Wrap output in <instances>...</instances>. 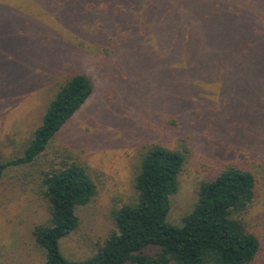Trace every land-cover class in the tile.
<instances>
[{"label": "rangeland", "instance_id": "obj_1", "mask_svg": "<svg viewBox=\"0 0 264 264\" xmlns=\"http://www.w3.org/2000/svg\"><path fill=\"white\" fill-rule=\"evenodd\" d=\"M74 1L72 4L67 0H0V23L12 20L4 25L8 32L0 34V41L5 43L4 53L1 51L4 65L0 64V91L5 92L0 95V161L21 155L33 130L40 124L48 101L68 73L82 72L88 76L93 85L91 96L53 140L56 147H66L86 162L98 187L93 200L77 207V227L60 239L62 254L67 259L81 261L92 257L97 243H102L115 229L111 210L136 201L132 182L143 145L161 143L169 148H179L186 155L178 190L170 196L166 217L172 225L182 224V217L190 212L196 200V186L204 176L203 169L220 164L213 156L207 160L209 151L224 136L226 127H236L232 118L228 121L229 115L234 114L236 100L225 94L224 86H231V95L236 98L243 95L237 100L240 105L235 104L239 107L237 111L242 112L244 107L246 124L259 121L258 133L251 135L264 151V118H261L264 117V102L251 96V91L254 94L257 90H263L264 94V69H201L204 67L203 57L201 61L198 58L196 69L188 68L185 57L171 63L168 49L158 51V37L166 39L171 34L185 41L181 46L187 47H182L183 53L176 57L186 56L185 51L190 48L187 30L193 23L184 15V6L180 7L181 11L177 10L175 2L171 4V10L173 5L175 12L168 14L163 21V35L155 19L151 24L142 19L140 7L138 17L132 22L137 37L131 33L105 41L92 40L88 36L89 39L85 37L84 40L81 34L63 27L65 22L75 23L71 9L75 7L78 13L76 8L85 2ZM254 1L259 3L255 5L257 10L264 12V0ZM93 3V9H96L95 5L107 6L102 0H93ZM82 8L88 15V5ZM251 9L254 5L250 2L242 8L248 13ZM260 19L250 18L248 21L255 39L262 41L264 16L261 15ZM246 22L247 19L244 25ZM21 23L31 29L38 25L37 35H41L42 28L53 25L54 34L38 38V41L41 39L39 47L46 55H39L37 47L38 57L44 56L38 63L33 55L34 49L29 45L35 42V34L27 33L26 44L16 45L17 51L14 49L13 44L17 41L9 27ZM96 23L82 24L83 29L95 31ZM18 29L15 27L12 32ZM196 33L201 40V26L196 28ZM79 41L82 44L78 45V50L74 44ZM199 47L196 53L202 55L205 51L201 48V41ZM112 50L120 56L114 66L112 57L115 52L111 53ZM207 53L215 54V47L212 50L209 45ZM68 63H77L80 69L61 71V67ZM8 69H14L13 73ZM22 69L28 72L18 80ZM12 77H16V81H12ZM11 83L15 85L10 87ZM18 85L26 87L21 99L12 103L15 98L11 90H18ZM189 100L198 105V112L179 109L181 112L172 113L166 107L168 104L175 110L174 104L180 102L186 107ZM172 119L176 121L171 123ZM252 168L257 177L259 196L245 217L250 226L264 235V162L258 161ZM14 173L8 169L0 180V264H40L44 251L35 244L31 231L35 224L47 219V204L37 194L33 184L35 179L23 184L15 177L13 180Z\"/></svg>", "mask_w": 264, "mask_h": 264}, {"label": "trees", "instance_id": "obj_2", "mask_svg": "<svg viewBox=\"0 0 264 264\" xmlns=\"http://www.w3.org/2000/svg\"><path fill=\"white\" fill-rule=\"evenodd\" d=\"M67 1L75 3L72 0ZM102 1H106L107 6L95 5L96 9H93V0H85L76 8L78 13L73 7L71 10L76 21L71 24L65 22L63 27L72 33L81 34L84 40L90 37L92 40L99 38L105 41L120 34L126 37L131 33L137 37L132 22L138 17L137 10L142 7V19L147 20L149 24L155 19L156 26L163 35V21L168 14L175 12L173 5L171 10V4L175 2L177 10L181 11L180 7L184 6V15L193 23L187 30V43L190 48L185 51L186 56L176 57L183 53L182 47H187L181 46L185 41L171 34L170 38L166 39L162 37L160 40L158 37V51L168 49L171 63L185 57L188 68L196 69L198 58L201 61L203 57L204 67L201 66V69H264V35L261 37L262 41L256 40L248 21L250 18L261 20L260 16H264V12L255 7L259 3L254 0ZM249 2L254 5L250 13L242 10ZM84 5L86 8L88 5V15L83 13ZM245 19L247 22L244 25ZM93 21L97 22L95 31L83 29L82 24L91 25ZM2 23L0 34H4L8 29L4 25L12 23V20ZM34 26L38 28V25ZM198 26L202 28L201 40L196 33ZM15 27L19 29L12 32ZM9 28L17 41L13 44L16 51V45L26 44L25 35L33 33L35 42L29 45L34 49L33 55L37 63L40 58L46 56L39 45L45 35L55 33L53 25L42 28L41 35H37L36 28L31 29L25 23L19 26L12 24ZM259 32L261 34L263 30ZM39 36H42L40 41ZM200 41L201 48L205 51L202 55L196 53ZM81 44L82 41H79L74 47L79 50L78 45ZM209 45L212 50L215 47L216 55L207 53ZM4 47L5 43L0 41L2 65L4 62L2 63L1 51L4 53ZM37 47L39 55H44L43 57H38ZM216 49L219 50V55ZM258 49L263 53H258ZM113 52L114 66L120 56L115 50L111 51ZM61 68V71L80 69L77 63H68ZM8 71L13 73L14 69ZM25 72L28 71L22 69L18 73V80L22 79ZM12 81H16V77H12ZM14 85L15 83H11L10 87ZM25 87L18 85V90L12 88L15 98L12 103L21 99ZM232 89L231 86H224L225 94L233 97L235 104L240 105L237 100L243 95L234 97V94L231 95ZM262 91L257 90L254 94L251 91V96L264 102ZM92 92L93 85L87 75L82 72L68 73L55 95L48 101L41 122L33 130L21 155L0 161V180L8 169L15 171L12 174L13 180L15 177L16 181L20 180L23 184L35 179L33 184L36 185L37 194L47 204V219L35 224L31 231L35 244L44 251L40 264H264V235L250 226L245 217L259 196L253 164L264 162V151H261L259 141L251 135L258 133L259 121L252 120L246 124L243 119L244 107L242 112L237 111L239 107L235 104L234 114L229 115L228 121L232 118L236 127H226L224 136L219 138L218 144L207 156V160L213 156L220 164L203 169L204 176L196 186V200L190 212L182 217L180 226L168 223L166 217L170 209V196L178 190L179 175L184 167L186 155L179 148L149 143L143 145L134 167L132 184L137 194L136 201L111 210L115 229L109 232L102 243H97L96 252L92 257L81 261L67 259L61 252L60 239L77 227V207L93 200L98 187L86 162L68 148L56 147L53 140ZM0 95H5V92L0 91ZM183 105L181 102L174 104L175 110L168 104L166 107L172 113L183 110H188L189 113L198 112V105H194L191 100L186 107ZM174 120L172 119L171 123H174Z\"/></svg>", "mask_w": 264, "mask_h": 264}]
</instances>
